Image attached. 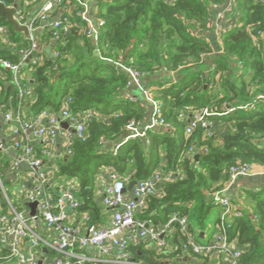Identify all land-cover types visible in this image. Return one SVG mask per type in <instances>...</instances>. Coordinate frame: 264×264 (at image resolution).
<instances>
[{"label":"trees","instance_id":"obj_1","mask_svg":"<svg viewBox=\"0 0 264 264\" xmlns=\"http://www.w3.org/2000/svg\"><path fill=\"white\" fill-rule=\"evenodd\" d=\"M80 1L93 6L97 23L104 22L96 41L78 14ZM234 1L242 16L236 27L221 34L222 52L209 67L205 59L214 54V47L207 34L212 29L214 8L226 0L63 1L60 19L67 21L70 32L61 34L56 42L52 31L41 36V42L46 41L59 55L50 58L40 53L41 62L27 65L32 70L34 92L28 110L30 117L44 110L58 113L71 98L70 110L75 116L94 113L86 123L85 140L74 139L71 155L60 160L53 177L56 186L68 181L76 185L83 202L81 210L90 214L93 224L102 223V207L93 190L97 176L105 170L132 181L148 179L157 170L178 173L160 186L157 196L148 199L137 219L166 225L176 212L188 218L189 233L196 236L194 223L204 227L213 208L208 197L229 186L232 167L264 169V101L259 98L264 95V0ZM0 23L10 26L1 13ZM20 35L10 26L9 38L0 39L1 56L13 63L22 61V51L31 48V42ZM118 63L144 77L166 70L178 78L150 89L165 106L171 127L156 129L147 139L128 142L114 156V146L124 139L127 126L148 115L147 106L122 96L129 76ZM0 87L2 104H6L11 95L14 98V88L1 81ZM251 105L254 107L241 109ZM184 107L193 111L209 108L222 115L215 119L210 135L202 127L186 135L187 122L178 117ZM191 148L199 154L198 159ZM10 162L9 156L0 152L3 213L9 210L5 195L9 198L17 186L5 178ZM244 198L250 211L232 220L228 234L238 242L242 264H264V196L248 194ZM14 208L21 211V207ZM168 241L166 248L141 243L131 245L129 251L138 264H168L170 260L172 264L216 263L211 256L191 254L188 263L178 257L184 255L182 247L187 242L179 224H174ZM8 255L0 245V264H12L4 259Z\"/></svg>","mask_w":264,"mask_h":264},{"label":"built area","instance_id":"obj_2","mask_svg":"<svg viewBox=\"0 0 264 264\" xmlns=\"http://www.w3.org/2000/svg\"><path fill=\"white\" fill-rule=\"evenodd\" d=\"M38 0H15L9 4V0H0V4L8 8L17 5L15 19L20 26L27 27L31 42V48L22 51V61L13 63L4 59L0 54V81L14 88V98L11 95L6 104H2L0 87V115L9 126L10 138L7 139L0 133V152L9 155L14 152V157L9 165V172L16 175L21 167H26L32 185L23 193L25 203H37L36 216L31 217L27 211H18L5 195L9 210L7 213L0 211V245L6 248L9 255L4 259L12 261V264H39L38 252L45 245L56 255L53 264H138L129 251L131 245L149 243L155 248H166L174 224H179L182 235L187 237V242L182 249L184 255L178 256H211L216 258L215 264H242V251L237 242L231 240L228 234L232 221L229 218H239L241 213H234L230 198L224 191H219L211 196V204L221 210V216L217 224V232L209 241L201 242L188 230L189 220L174 212L169 217L166 225H154L149 220H138L137 214L142 210L150 197L157 196L163 183L174 179V171L157 170L144 180L137 181L132 189V197H128V186L133 182L114 170H107L109 183L105 186L103 205L113 210L110 224L99 226L90 222L84 227L68 223L67 210L77 213L81 210L82 200L78 198L76 185L70 181L65 182L63 190L53 185V176L47 170L44 159L38 154L36 145H41L43 153L50 155V147L55 143L61 130V125L67 123L74 134L67 131L66 140L70 143L69 155L75 138L85 140L86 123L93 118L92 111L83 116H75L70 105L72 99L65 100V107L57 114H51L48 110L42 111L35 117H30L28 104L34 94L32 88V70L27 65L35 66L42 61L38 54L42 53L43 45L34 34L37 29L45 32H53V41L59 40L61 34L70 32V26L65 20L56 18L51 20L49 14L61 7L64 0H42L43 5L37 16V21L27 19V10ZM82 10L79 15L87 24L90 37L95 40L99 36V28L103 21L95 24L89 14L91 5L88 1H80ZM232 13L236 22L241 18L234 0L229 2L227 10L222 12L219 18H224ZM39 21V24H38ZM10 26L0 23V39L9 38ZM34 53L37 55L31 58ZM54 57L59 53L52 52ZM129 76V84L140 86L144 75L140 72L120 64ZM146 100L151 105L150 119L141 125L139 121H132L126 128L124 139L114 146L113 155L117 156L123 147L136 139H147L150 132L171 127L165 117V106L151 95L150 89L143 90ZM264 101V95L259 97ZM16 101V102H15ZM246 106L241 109H247ZM222 114L215 113L209 108H201L193 111L190 107H184L179 112L180 120H187L186 135H192L194 131L202 127L208 135L216 127V118ZM190 151L194 153V149ZM256 166L240 165L231 170L232 181L239 177H247L256 174ZM57 196V197H56ZM44 223V236L38 230V223ZM54 233L58 236L54 237ZM205 239V238H204ZM83 250L91 252L92 256L79 254Z\"/></svg>","mask_w":264,"mask_h":264},{"label":"crops","instance_id":"obj_3","mask_svg":"<svg viewBox=\"0 0 264 264\" xmlns=\"http://www.w3.org/2000/svg\"><path fill=\"white\" fill-rule=\"evenodd\" d=\"M230 1L231 0H226V2L223 5L214 8V15H213V18L211 21V26H212L211 28L212 29L209 32V34H207L208 39L213 44L214 54L211 57H206V59H205L206 62L208 63L207 64L208 67L212 65L213 59L215 57L219 56L222 52L221 46H220L221 34L223 32L230 30V29H233L234 27H236L238 25V22H236L235 16L232 13L227 14L224 18L218 17V14H220V12H224L227 10V7L229 6ZM42 5H43V1L38 0L35 4H33L27 10V19L29 21H35V20L37 21L36 18L40 12ZM63 12L64 11L62 10V8L55 9L49 14V17L51 20H54L56 18H60L61 15L63 14ZM89 17H90L91 21H93L95 24H97V22H96L97 18H96L95 10H94L92 5H91ZM38 24H39V21H38ZM44 33H45V31H42V29L40 28V29H37L34 34L36 35V37L41 42V40H42L41 36ZM91 38L94 41H96L93 37H91ZM43 42L45 44H43L41 42V44L43 45L42 53H44L48 57L52 58L53 57L52 47L47 45L46 41H43ZM124 59H126V56L124 57ZM117 66H118V68H120L119 63L117 64ZM120 69H122V68H120ZM176 75L177 74H175V73H168L166 70H164V71H161L158 73L151 74L150 76L144 77V79H142V81H141L140 86L128 83L126 88L122 91V96L124 98L129 99L130 102L141 103V104L147 106L148 115L146 116L145 119L140 121L142 126H144V124L150 119V114H151V110H152L150 103L146 100V96L144 95L143 90L146 88L152 89L154 86L156 88L160 84L165 83L164 81H166V80H168L169 82L174 80V82H175L178 78ZM50 113L53 115L57 114V113H52V112H50ZM188 119L184 120V121L188 122ZM65 124L67 125V127L63 126V124L61 125L60 133L58 134V137H57L55 143L50 147V155L43 153L42 146L40 144L37 145L39 152H40V156L44 159L45 166H46L47 170L50 172V174H52V175H54L60 160L65 159L69 156V150L71 147H70V143L66 140L64 135L67 131H70V133H72V134H74V132H73V129L69 128V125L67 123H65ZM0 133L3 136H5L8 140L11 139L10 133H9V126L4 121V119L1 115H0ZM194 154H196V156L199 155L198 153H195V152H194ZM8 156L12 161V159L14 157V152H10ZM178 172H180V171H178ZM17 174L18 175L11 173V172H7L5 175V178H9L13 182H16L15 184L17 186H16L15 190L19 189L18 192L23 195L24 191L32 185V180L29 177V174H28L26 167H21L18 170ZM175 175H177V174L175 173ZM108 183H109L108 171L105 170L102 174L97 176L96 182H95V187L93 190V195L95 197L96 202L99 205H101V207H102L101 208L102 214H101L100 221H99V222H102L101 226L109 225L111 218H112V215H113V211L105 208L103 205V196L105 193V186ZM56 187L59 188L58 192L64 189L62 187V185H59V186L57 185ZM128 188H129V186H128ZM223 191H224V194L228 198H230V200L232 202L234 213L243 214V212H245V211L246 212L250 211V208L244 203V199H245L244 197H246L248 194H261L262 196H264V169L256 168V174H253L252 176H247V177H239L236 180L231 181L229 186L226 189H224ZM79 194H80V192L77 191L78 198H80ZM127 194H128V197H132V191H129L127 189ZM208 198L211 199V196H209ZM26 207H27L26 211L30 215L31 208H29L27 206V203H26ZM212 207H213V205H212ZM67 213H68V223L75 225V226L84 227L87 224V218L90 219V216H89L90 214L87 212H83L82 210H80L77 213H74L70 209H68ZM210 214H211V212H210ZM220 216H221V210L218 209L217 217L215 218V221H214L215 226L217 225V222H218ZM232 220H233L232 217L229 218L230 223ZM90 222L92 223L91 219H90ZM37 225H38L39 232L44 236L43 230L45 229V224L40 222ZM195 233H196L195 235L197 236L198 240L207 238L206 233L202 229H199V230L195 229ZM202 235H204V238H202ZM57 236H58V234L54 233V237H57ZM212 238H213V236L209 240H211ZM209 240H205V241H209ZM237 245H238V242H237ZM78 253L80 255L86 254L89 257L92 256V253L89 251L86 252L83 250H79ZM54 258H56V255L53 252H51L45 245H43L42 248H40V250L38 252L39 264H53ZM182 260L184 261V263H188L192 259L189 256H185L182 258ZM168 264H172V261L170 260Z\"/></svg>","mask_w":264,"mask_h":264},{"label":"water","instance_id":"obj_4","mask_svg":"<svg viewBox=\"0 0 264 264\" xmlns=\"http://www.w3.org/2000/svg\"><path fill=\"white\" fill-rule=\"evenodd\" d=\"M17 5H14L12 8H8L5 5L0 4V13L3 14L6 18L7 23L14 29L15 32L19 34H24L25 36L29 35V30L27 27L20 26L19 23L15 19V13H16ZM37 55V53H34L31 58H34ZM63 126L67 127V125L64 123ZM75 133V131H73ZM199 155L196 156V159H198ZM137 181H133L128 190L132 191L133 187ZM29 208H31L30 216H36V207L37 203H30L27 204ZM202 238H204V235H202Z\"/></svg>","mask_w":264,"mask_h":264},{"label":"rangeland","instance_id":"obj_5","mask_svg":"<svg viewBox=\"0 0 264 264\" xmlns=\"http://www.w3.org/2000/svg\"><path fill=\"white\" fill-rule=\"evenodd\" d=\"M221 13L222 12L218 14V17H220ZM20 37L26 39V36L24 34H21ZM10 192L11 193H9V198L11 199L12 202H14L13 203L14 206L15 207L17 206V208L21 207L20 209L21 211H26L23 207L24 203L19 201V197L17 196L16 190L12 189V191ZM217 213H218V209L213 207L211 214H209L207 220H205L206 222H205L204 227L198 225L197 223H194V227L196 230L203 228L202 230L206 233V236H207L205 240H209L217 232V225L216 226L214 225V221H215V218L217 217ZM205 240L201 239L200 241L205 242Z\"/></svg>","mask_w":264,"mask_h":264}]
</instances>
